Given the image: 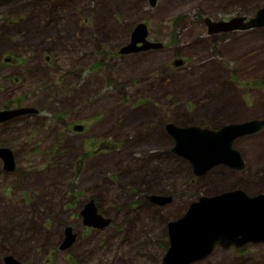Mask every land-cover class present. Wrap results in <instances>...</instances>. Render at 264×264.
Listing matches in <instances>:
<instances>
[{
  "label": "rangeland",
  "instance_id": "1",
  "mask_svg": "<svg viewBox=\"0 0 264 264\" xmlns=\"http://www.w3.org/2000/svg\"><path fill=\"white\" fill-rule=\"evenodd\" d=\"M263 6L0 0V107L41 111L0 124V146L16 161L5 172L0 159V264L8 254L20 264H160L167 223L196 198L264 193V126L233 143L244 167L219 164L202 176L171 151L166 130L264 120V25L214 33L208 25L251 19ZM141 22L163 46L118 57ZM9 129L14 137L3 140ZM90 199L107 226L83 225L79 212ZM67 227L75 239L61 250ZM192 264H264V242L218 247Z\"/></svg>",
  "mask_w": 264,
  "mask_h": 264
},
{
  "label": "water",
  "instance_id": "2",
  "mask_svg": "<svg viewBox=\"0 0 264 264\" xmlns=\"http://www.w3.org/2000/svg\"><path fill=\"white\" fill-rule=\"evenodd\" d=\"M149 2L151 5L155 4V0H149ZM208 25L210 33L263 26L264 6L258 9L255 16L249 20L244 17H235L229 22L222 21L217 24L208 23ZM136 29L142 32L143 36H147L145 23H138ZM140 38L136 37L135 33L133 38L131 36V42L122 47L120 52L130 53L161 45V43H151L147 39ZM139 39L141 41H138ZM178 61L174 62V66L181 63L180 60ZM31 111L33 109L26 107L0 111V122ZM262 126H264V120L251 119L240 123L224 124L219 129L167 123L166 130L173 139L171 151L189 161L194 175L202 176L219 164L237 169L244 167L241 153L235 149L233 143L236 138L256 132ZM0 154L3 155V158L1 155L0 158L5 166L12 164V155L8 149L0 148ZM170 200V196L151 197V201L159 204ZM80 212V215L85 217L84 223L89 226L102 228L110 223L109 218L97 213L93 200L84 204ZM167 235L168 247L160 264H192L206 258L217 247L226 249L232 246L242 247L247 243L264 242V193L249 195L244 190L235 189L213 195H201L189 204L181 216L167 223ZM74 239L72 228L67 227L59 248L66 249ZM5 258L11 259L10 262L7 260V264H17L12 257Z\"/></svg>",
  "mask_w": 264,
  "mask_h": 264
},
{
  "label": "flooded vegetation",
  "instance_id": "3",
  "mask_svg": "<svg viewBox=\"0 0 264 264\" xmlns=\"http://www.w3.org/2000/svg\"><path fill=\"white\" fill-rule=\"evenodd\" d=\"M137 26V25H136ZM140 29V28H139ZM135 30H137L136 29V27H134L133 29H132V32L130 33V37H129V40L126 42V44H124V45H122V46H120L119 47V49H118V51H117V55L119 54L120 56L122 55V57H124L125 55H127V54H130V53H138L139 55H142V57H145V56H147L151 51H153L154 49H158V48H160V47H162L163 46V44H161L160 46H158V47H152V48H150V49H147V50H139V51H135V52H130V53H121L120 52V49L122 48V47H124V46H126V45H128L130 42H131V36L133 35V32L135 31ZM136 37H142V38H144V39H146V37H147V40L149 41V42H151V43H160L158 40H153V39H151L150 37H149V35L147 34V36H143V34H142V32L140 33V34H138V35H136ZM141 39V38H140ZM138 40V41H141V40ZM142 41H144V40H142ZM136 45H141V43H136ZM249 53V52H248ZM119 55H118V57H119ZM124 55V56H123ZM114 57V56H113ZM224 58V56H222V59ZM176 59V58H175ZM6 61H10L11 60V58L10 57H8L7 56V58L5 59ZM143 82H145V80L143 79ZM126 91H127V85H126ZM15 104V103H14ZM20 107H26V108H29V107H27V106H21L20 104H16V105H14V106H11V105H5V106H1L0 107V111H5V110H7V111H9V110H13V109H17V108H20ZM31 109H33V111H31V112H28V113H25V114H20V115H16V116H13V117H11V118H9V119H6V120H3L2 122H0V124L1 123H9L10 121H12V120H14V119H16V118H19V117H22V116H26V115H28V114H38L39 112H41V111H39L37 108H31ZM23 123H24V121H22ZM26 124V123H25ZM81 127V130L83 129V126L82 125H77V124H73V126H72V128H76V127ZM14 131H15V129H9L8 131H7V133H8V137H9V139H7V138H2L3 140H6V141H8V140H10V139H12L13 137H14ZM97 142H100V141H97ZM25 144H27V143H25ZM106 144H102V146H105ZM20 147H22L23 149H26V146L25 145H21L20 144ZM0 148H6V149H8L10 152H11V155H12V164L11 165H9V166H5V163H4V161L1 159V162H2V165H3V167H2V169H3V171H5V172H15V170H16V161H15V154L13 153V150L11 149V148H9V147H7V146H0ZM34 148L35 147H31V149L32 150H34ZM100 148H101V146L99 147H97V149H95V151L96 152H101V151H99L100 150ZM90 200H93V202H94V204H97L96 202H95V200L94 199H90ZM96 206V205H95ZM96 207H98V206H96ZM97 213L98 214H100V215H102V216H105L103 213H101L100 211H98V209H97ZM86 221V220H85ZM82 223H83V225L84 226H86V227H88L89 229H93V228H97V227H93V226H89L88 224H85L84 223V219H82ZM64 230H65V228H64ZM60 247V246H59ZM60 249V248H59ZM5 257H12V259H13V261L15 260L16 261V263L17 264H20L12 255H4L3 257H2V261H3V263L4 264H7V260L8 259H6ZM6 259V260H5ZM11 260V259H10ZM10 260H8L9 262H10Z\"/></svg>",
  "mask_w": 264,
  "mask_h": 264
},
{
  "label": "bare ground",
  "instance_id": "4",
  "mask_svg": "<svg viewBox=\"0 0 264 264\" xmlns=\"http://www.w3.org/2000/svg\"><path fill=\"white\" fill-rule=\"evenodd\" d=\"M137 30H135L134 32H133V35H132V38L134 37V35H135V33H136V35H138L139 33L138 32H140V31H137ZM141 33V32H140ZM4 154V153H3ZM1 155V157L3 158V155L2 154H0ZM81 213V212H80ZM88 216V215H87ZM85 217L82 215V219H84ZM87 219H90V217H86Z\"/></svg>",
  "mask_w": 264,
  "mask_h": 264
},
{
  "label": "trees",
  "instance_id": "5",
  "mask_svg": "<svg viewBox=\"0 0 264 264\" xmlns=\"http://www.w3.org/2000/svg\"><path fill=\"white\" fill-rule=\"evenodd\" d=\"M257 83H258V81H257Z\"/></svg>",
  "mask_w": 264,
  "mask_h": 264
}]
</instances>
